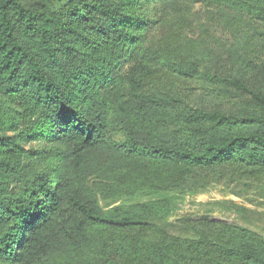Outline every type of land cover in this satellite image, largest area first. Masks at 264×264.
Returning <instances> with one entry per match:
<instances>
[{
	"label": "trees",
	"instance_id": "1",
	"mask_svg": "<svg viewBox=\"0 0 264 264\" xmlns=\"http://www.w3.org/2000/svg\"><path fill=\"white\" fill-rule=\"evenodd\" d=\"M262 75L264 0H0V264H264L247 227L170 222L264 187ZM232 91L254 108H206Z\"/></svg>",
	"mask_w": 264,
	"mask_h": 264
},
{
	"label": "rangeland",
	"instance_id": "2",
	"mask_svg": "<svg viewBox=\"0 0 264 264\" xmlns=\"http://www.w3.org/2000/svg\"><path fill=\"white\" fill-rule=\"evenodd\" d=\"M197 9L202 10V12L205 11V7H197ZM222 70V72L217 73L219 76L225 73V68ZM263 76L252 82V88L256 89L264 82ZM192 87H198L196 89L198 91L193 89L184 91L185 95L202 92L201 82H198L197 85L193 84ZM198 99V102H200L201 98ZM198 102L194 100L192 104L197 106L199 105ZM254 106V102L250 96L239 92L237 94L233 91L228 97L226 95L225 99L218 100L215 104H213V101L206 103V108L209 110L219 109L225 113L252 110ZM33 146L41 147L39 143H35ZM93 185L104 208L110 205L118 206L121 204L115 197L105 196L100 183L94 182ZM202 216L216 221L241 225L264 236V187H252L240 190L237 188L234 193L222 187H214L203 194L186 196L179 202L170 222H175L177 219L183 217L199 218Z\"/></svg>",
	"mask_w": 264,
	"mask_h": 264
}]
</instances>
